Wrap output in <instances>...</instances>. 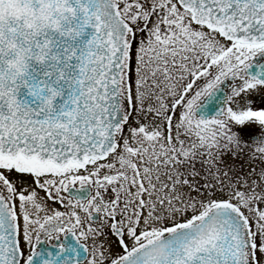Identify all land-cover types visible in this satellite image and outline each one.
Wrapping results in <instances>:
<instances>
[{"label": "snow or ice", "instance_id": "6c2138e0", "mask_svg": "<svg viewBox=\"0 0 264 264\" xmlns=\"http://www.w3.org/2000/svg\"><path fill=\"white\" fill-rule=\"evenodd\" d=\"M0 264H264V0H0Z\"/></svg>", "mask_w": 264, "mask_h": 264}]
</instances>
